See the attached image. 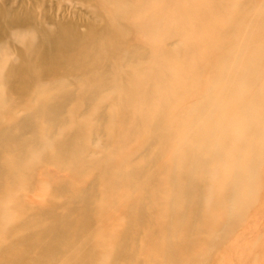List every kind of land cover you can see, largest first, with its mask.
<instances>
[{
    "label": "bare ground",
    "instance_id": "6f19581e",
    "mask_svg": "<svg viewBox=\"0 0 264 264\" xmlns=\"http://www.w3.org/2000/svg\"><path fill=\"white\" fill-rule=\"evenodd\" d=\"M46 1L0 0V264H210L258 182L264 0Z\"/></svg>",
    "mask_w": 264,
    "mask_h": 264
},
{
    "label": "rangeland",
    "instance_id": "374dc122",
    "mask_svg": "<svg viewBox=\"0 0 264 264\" xmlns=\"http://www.w3.org/2000/svg\"><path fill=\"white\" fill-rule=\"evenodd\" d=\"M46 3L53 5L54 1L47 0ZM261 62L263 65L258 73L249 75L242 81L245 88L244 97L254 101L253 106L248 111L250 114L248 117H253L260 128L256 129L253 135L246 133V127L240 122L242 118L232 121L230 127V144L235 145L236 149L243 152L242 159L249 160L248 156H253L258 161V182L252 191V195H249L250 191L245 190V194L249 195L248 199L251 203L244 207V213L239 223L228 234L218 230V244L214 248V255L210 264H264V56ZM202 70H199V73L206 74V71ZM246 134L249 135L250 142L246 140ZM250 136H252L251 138L254 137L255 140L252 141ZM45 173L41 172L40 176ZM61 174H65V172H59V175ZM39 191L40 187L37 186L28 192L27 199L30 203L41 200L42 196L38 195ZM222 223L224 224L222 221L217 224L220 226ZM224 239L226 241H223ZM224 244L228 246V250L224 248ZM227 251L230 254L225 256L226 258H222L228 254Z\"/></svg>",
    "mask_w": 264,
    "mask_h": 264
}]
</instances>
